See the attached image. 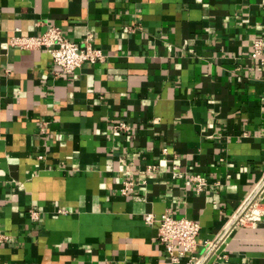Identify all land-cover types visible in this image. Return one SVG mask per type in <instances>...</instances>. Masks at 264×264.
<instances>
[{"label": "crops", "instance_id": "crops-1", "mask_svg": "<svg viewBox=\"0 0 264 264\" xmlns=\"http://www.w3.org/2000/svg\"><path fill=\"white\" fill-rule=\"evenodd\" d=\"M50 26L105 60L64 72L9 44ZM258 38L264 55V0H0V264H184L166 211L199 223V255L264 173ZM205 264H264V214Z\"/></svg>", "mask_w": 264, "mask_h": 264}, {"label": "built area", "instance_id": "built-area-1", "mask_svg": "<svg viewBox=\"0 0 264 264\" xmlns=\"http://www.w3.org/2000/svg\"><path fill=\"white\" fill-rule=\"evenodd\" d=\"M129 29V27H125ZM12 46L20 48H42L47 51L53 62L64 72H71L79 68L84 62L95 63L104 61L106 53L99 47L93 45L92 36L87 33L82 42L75 43L66 39L57 27L50 26L40 35L13 36L9 40ZM262 39H255L252 43V57L257 59L260 64H264V55H262ZM122 129L126 128L124 123H119ZM153 167H147V171H152ZM171 178L173 180L187 179L190 181L196 192H200L207 185V179L200 174H188L177 163H173L170 168ZM143 182V181H142ZM133 182L125 181L121 188V194H126L131 189ZM264 193V173L260 179L253 185L245 199L231 215L227 223L212 238L205 239L202 243V250L199 255L193 252L197 246V236L200 231V225L197 221L186 217H175L169 212L162 213L157 219L158 233L157 240L161 243L172 262H178L183 254H189L184 264H205L208 259L216 252L221 245H224L238 226H244L250 223H257L262 219L264 211L262 209V199ZM66 213V210H58ZM30 218L34 221L40 219V212L34 207L31 208ZM146 223L155 221L152 213L144 215ZM5 239V235H1ZM175 245L179 248L175 250Z\"/></svg>", "mask_w": 264, "mask_h": 264}]
</instances>
